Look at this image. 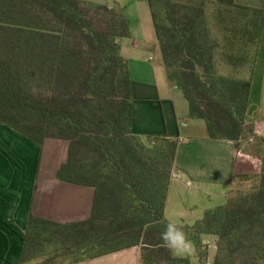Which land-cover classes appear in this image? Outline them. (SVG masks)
Returning <instances> with one entry per match:
<instances>
[{
    "label": "trees",
    "instance_id": "obj_1",
    "mask_svg": "<svg viewBox=\"0 0 264 264\" xmlns=\"http://www.w3.org/2000/svg\"><path fill=\"white\" fill-rule=\"evenodd\" d=\"M168 82L211 140L255 138L246 119L251 82L217 75L218 52L234 67L254 63L264 11L234 0H146ZM222 30L211 38L206 11ZM130 37L123 11L79 0H0V124L38 147L68 142L57 179L94 189L91 216L59 225L30 217L21 264L51 258L61 245L72 264L141 248V264H205L200 237H217L213 264H264V140L261 171L232 177L224 205L181 227L194 246H163L164 208L177 141L132 132V84L119 41ZM125 242H128L125 244ZM192 261H196L193 263Z\"/></svg>",
    "mask_w": 264,
    "mask_h": 264
},
{
    "label": "crops",
    "instance_id": "obj_2",
    "mask_svg": "<svg viewBox=\"0 0 264 264\" xmlns=\"http://www.w3.org/2000/svg\"><path fill=\"white\" fill-rule=\"evenodd\" d=\"M118 6L130 37L119 41L132 84V132L138 136H163L177 141L170 173L164 219L192 227L206 211L226 203L232 177L261 171V150L208 138L205 125L189 117L181 91L168 82L146 0H79ZM239 6L264 11V0H234ZM264 29L256 61L264 52ZM263 48V49H262ZM261 59V58H260ZM264 68V66H263ZM246 119L255 138L264 140V70L260 80L262 110L251 102ZM69 144L48 138L38 147L0 124V264H21L30 217L59 225L84 222L91 216L94 189L62 182L57 172L68 157ZM205 264L214 263L217 237L203 235ZM34 261L29 264H38ZM76 264H141V248L131 247Z\"/></svg>",
    "mask_w": 264,
    "mask_h": 264
},
{
    "label": "rangeland",
    "instance_id": "obj_3",
    "mask_svg": "<svg viewBox=\"0 0 264 264\" xmlns=\"http://www.w3.org/2000/svg\"><path fill=\"white\" fill-rule=\"evenodd\" d=\"M206 17L207 21L209 22L210 31H211V38L215 39L219 42V48L220 50L224 47V40L222 35V30L218 28L217 21L213 15V10L209 8L206 11ZM263 48H264V41H263ZM262 48V49H263ZM260 58L258 61H255L254 63L251 62V59H248L246 63H244L241 66L234 67L231 65L224 56L218 52L217 56L214 60V67L217 75L223 76V77H232L243 81H249L252 80V90H251V102L253 104V110L256 113L260 110H262V105L260 100V80L261 75L263 73V66H264V52H260ZM186 107H188V104L186 103ZM243 147H246L248 145H256L260 149L263 148L262 145L259 144V142L254 139L252 142H248L243 140L242 142ZM128 242H125L127 244ZM204 245L200 244L198 253L204 254ZM46 252L49 254L51 258L49 260L44 262H39L38 264H72L74 260L78 257L75 252H68L65 250V246L61 245H55V246H49L46 249ZM184 255V254H180ZM191 255V254H190ZM41 261V260H40ZM193 263H196V261H192ZM155 264H166V262H159Z\"/></svg>",
    "mask_w": 264,
    "mask_h": 264
},
{
    "label": "clouds",
    "instance_id": "obj_4",
    "mask_svg": "<svg viewBox=\"0 0 264 264\" xmlns=\"http://www.w3.org/2000/svg\"><path fill=\"white\" fill-rule=\"evenodd\" d=\"M160 238L163 246L177 255L190 254L195 250L184 230L176 223L169 222L160 234Z\"/></svg>",
    "mask_w": 264,
    "mask_h": 264
}]
</instances>
